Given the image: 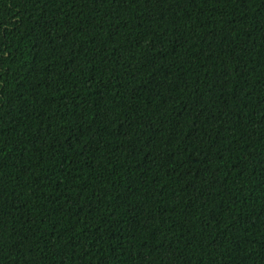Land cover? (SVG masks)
Here are the masks:
<instances>
[{
	"label": "trees",
	"instance_id": "trees-1",
	"mask_svg": "<svg viewBox=\"0 0 264 264\" xmlns=\"http://www.w3.org/2000/svg\"><path fill=\"white\" fill-rule=\"evenodd\" d=\"M0 264H264V0H0Z\"/></svg>",
	"mask_w": 264,
	"mask_h": 264
}]
</instances>
